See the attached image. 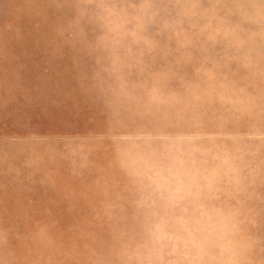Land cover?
Segmentation results:
<instances>
[{"label": "rangeland", "instance_id": "obj_1", "mask_svg": "<svg viewBox=\"0 0 264 264\" xmlns=\"http://www.w3.org/2000/svg\"><path fill=\"white\" fill-rule=\"evenodd\" d=\"M0 264H264V0H0Z\"/></svg>", "mask_w": 264, "mask_h": 264}]
</instances>
